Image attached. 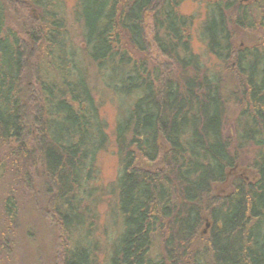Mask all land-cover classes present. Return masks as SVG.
Instances as JSON below:
<instances>
[{"label":"trees","instance_id":"trees-1","mask_svg":"<svg viewBox=\"0 0 264 264\" xmlns=\"http://www.w3.org/2000/svg\"><path fill=\"white\" fill-rule=\"evenodd\" d=\"M183 1L74 0L69 11L65 0H0V167L29 188L32 169L43 179L58 264H98L101 249L90 220L98 188L89 181L108 135L91 77L128 100L113 130L116 230L102 264H264V1L207 0L203 55L191 46ZM30 8L37 16L28 42L6 13ZM231 25L261 29L260 44L237 49ZM151 43L169 63L149 58ZM31 130L33 150L9 146ZM140 159L159 166L145 169ZM238 164L255 179L236 177L228 194L213 193ZM2 212L15 222L12 191Z\"/></svg>","mask_w":264,"mask_h":264},{"label":"rangeland","instance_id":"rangeland-1","mask_svg":"<svg viewBox=\"0 0 264 264\" xmlns=\"http://www.w3.org/2000/svg\"><path fill=\"white\" fill-rule=\"evenodd\" d=\"M65 1L67 9L70 11L74 0ZM253 1L255 0H239L240 3H251ZM206 2L207 0H185L179 7L181 13L192 16L193 21L189 30L191 46L194 52L200 55H203L205 52L204 46L199 39V30L206 14ZM36 16L37 11L32 8L27 12L9 9L6 13V25L18 30L21 36L29 42L31 37L36 33V29L32 27L34 21H36ZM145 24L148 39L152 42L150 39L151 22L149 16L146 17ZM231 30L233 32V44L237 49L258 45L261 42V29H242L231 25ZM76 39L79 41L80 37L78 36ZM150 46L149 58L160 65L169 63L152 43ZM211 60L215 61L210 57ZM152 64L154 63L152 62ZM26 82L27 85L32 86L30 79L27 78ZM91 85L96 98L101 101L100 115L106 122V133L108 135V142L96 156L94 164L97 173L89 181L92 186L98 188L95 194L97 199L91 206L95 211L96 217L91 218L92 214H90V220L93 223L91 226L93 234L101 242V249L97 252V259L98 264H102L108 253L105 252L107 239L113 236L116 230V226L109 215L110 203L113 199V195L110 194V187L120 169L117 154L118 148L113 130L119 112L118 109L124 107L128 100L114 97L109 92L101 90L98 81L93 77H91ZM229 110V118L232 119L234 117V107H231ZM31 131L32 133L26 135V137L9 141V146L19 150H33L32 139L35 136V132ZM252 150L253 148L249 149L246 153L249 159L253 155ZM5 153H7V146L0 141V160L4 157ZM139 163L145 169H156L159 166L158 162H147L143 159H140ZM236 177H241L245 181H251L255 179L256 173L247 164H238L229 171L224 182L213 185V193L219 195L228 194L232 190V181ZM30 178L32 179L33 188L26 186L25 182L19 180L18 177L11 176V173H5V170L3 171L0 167V242L3 244L1 251L2 264H58L60 259L61 240L59 238L58 225L46 208L48 192L45 189L44 181L33 169L30 171ZM10 191L13 192L17 202L15 222H7L2 212V200L5 194ZM207 231L208 225L203 226V234H206ZM78 233L81 240L84 239L83 234H80L79 230ZM159 244V240H156L153 244V250L158 251Z\"/></svg>","mask_w":264,"mask_h":264},{"label":"water","instance_id":"water-1","mask_svg":"<svg viewBox=\"0 0 264 264\" xmlns=\"http://www.w3.org/2000/svg\"><path fill=\"white\" fill-rule=\"evenodd\" d=\"M208 225V223H206V226Z\"/></svg>","mask_w":264,"mask_h":264}]
</instances>
